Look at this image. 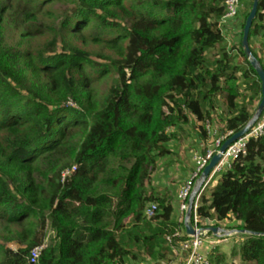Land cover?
I'll return each instance as SVG.
<instances>
[{
	"label": "trees",
	"instance_id": "1",
	"mask_svg": "<svg viewBox=\"0 0 264 264\" xmlns=\"http://www.w3.org/2000/svg\"><path fill=\"white\" fill-rule=\"evenodd\" d=\"M44 1L0 0V25L5 16L24 28V39L44 29L51 36L33 51L6 43L0 30V220L36 222L22 233L31 235L25 248H0V264H31L29 250L42 244L46 225L53 236L35 264L138 263L139 255L145 264H166L173 251L165 236L183 223L170 192L148 184L158 160L173 153V128L194 118L200 143L206 120L219 131H238L261 99L260 79L240 39L235 53L224 45L223 0H73L57 34L38 16ZM64 30L90 32L117 57L101 62L73 45L57 51ZM248 42L264 67V0ZM105 74L113 80L98 101L90 80ZM219 93L225 116L213 106ZM149 202L157 208L147 217ZM197 212L244 230L230 248L237 264H264V130L201 194ZM226 252L215 246L209 264H228Z\"/></svg>",
	"mask_w": 264,
	"mask_h": 264
},
{
	"label": "rangeland",
	"instance_id": "2",
	"mask_svg": "<svg viewBox=\"0 0 264 264\" xmlns=\"http://www.w3.org/2000/svg\"><path fill=\"white\" fill-rule=\"evenodd\" d=\"M243 6L238 11V18H236V21L234 23L235 30L232 32L225 31L224 34V45L229 48L230 50L237 51L238 41L241 38L238 37V34L240 31H242V28L240 27L242 21L244 12L248 8V0H242ZM73 0H45L42 6L39 5L38 10V16L41 18L42 21L45 23H48L49 25H54L56 28V34L58 31H61L60 28V22L62 21V17L64 13L69 9V7L72 5ZM54 29V28H53ZM0 30L3 33L5 42L8 44H16L17 42H21V46L23 48H28L30 50L35 51L36 49H39V47H44V44L46 41L51 37L50 31L47 29L42 30L43 32L38 35H31L28 38H22L21 31H24V28H19V31L12 27V24L6 19L5 16H3V20L1 21ZM90 32H86L85 36L82 34H73L68 32L67 30H64L62 33H59L60 35L57 38L56 42V49L57 51H62L63 48H67L70 45L78 46L81 48H84L90 52V56L92 59L99 60L101 62L104 61H110L111 59L117 57L115 51L113 49L106 48L101 43H95L91 39V34H88ZM55 34V35H56ZM53 35V34H51ZM63 35V36H62ZM242 37V36H241ZM208 57H215L214 51L207 52ZM241 66L246 67V64L244 61H241ZM113 80V76L110 74H105L103 76L94 78L90 80V88L93 89L94 96L98 101H101L103 96L106 95L109 85L111 84ZM213 106L217 108L220 112H222V115H226V106H225V100L223 94L219 93L215 97V101L213 102ZM257 107V106H256ZM255 108V105H250L249 109L252 111ZM256 109V108H255ZM255 111V110H254ZM201 122L195 120L194 118L190 119L189 123L181 124L173 130L177 132V136L175 139L171 140L168 144V147L171 148V150L175 151L173 155L168 154L162 159L158 160L159 163V169L154 173L153 179L151 184H148V188L152 190L155 193L163 194L165 190H168L171 194V199H175L174 195L176 192V189L180 187V185L183 183V178L181 175L185 172L186 168L188 166L183 165V163H186L192 161V154L193 152L201 147V143L198 140L200 137V131H201ZM202 142L205 143V139H202ZM191 149L190 159H187V157H184L187 152ZM183 162V163H182ZM118 163L117 160H114L112 163L114 166H116ZM73 165V164H72ZM164 169L168 172V175L164 177V174H162V169ZM71 167V165L65 166L64 168ZM63 168V169H64ZM158 171H160V174L158 176ZM177 187V188H176ZM174 204V211H176V200H173ZM205 221V220H204ZM214 222V221H212ZM230 225H226L224 223H216L220 227H224L226 229H235L236 232L233 233L230 236H224L222 238V242L219 243V249L220 251H227V261L228 264H237L238 258L237 257H231L230 256V248L232 247L233 243L240 242L244 237V232H241L238 227H236V222L230 221ZM204 223H207L205 221ZM215 224V223H214ZM233 224V225H232ZM36 222L34 220H31L29 222H24L21 224H7L6 222L0 220V248H11L14 251L20 250L21 248H25L27 242L31 239V235L27 237H24L22 235L23 231H30L31 227H35ZM208 225V224H205ZM43 242L42 245H47V243L50 242V238H52L53 233L51 232L48 225L43 229ZM173 251V250H172ZM171 261H169L166 264H174V260L176 258L175 252L173 251V254L171 255ZM138 263H135L134 261L131 262L130 259H126V264H145V262H149L144 260L143 256L139 255ZM180 264V263H179Z\"/></svg>",
	"mask_w": 264,
	"mask_h": 264
},
{
	"label": "built area",
	"instance_id": "3",
	"mask_svg": "<svg viewBox=\"0 0 264 264\" xmlns=\"http://www.w3.org/2000/svg\"><path fill=\"white\" fill-rule=\"evenodd\" d=\"M224 11L218 20V27L224 33L225 31L232 32L235 30L234 23L237 18V13L242 7L241 0H223ZM264 61V59H263ZM206 130L205 143H201L200 148L196 149L192 154L193 167L189 176L183 181L177 190L176 194V210L178 213V221L183 223L184 215L189 204V195L194 187L196 180L199 178L203 168L209 162L211 157L219 153V148L223 141L228 138L233 132L219 131L210 120L204 123ZM264 130V118L257 121L250 127L249 131L230 143L228 147L220 152V158L214 167L210 170L201 187L199 188L193 200L190 222L194 227L193 234H187L184 225L176 227L173 232L165 236V240L170 244L171 249L175 252L176 258L174 264H209V254L211 250L221 243L225 236L223 233L213 234L210 227L216 226L217 220H205L200 217L197 212V207L201 194L207 187L212 185L220 173L232 166V162L240 155L246 152V143L250 136H257ZM76 169V165L62 169L61 179L64 180L70 176ZM157 208V203L149 202L144 209L147 217L153 215ZM214 221V222H212ZM215 223V224H214ZM208 224V225H205ZM226 229V228H225ZM230 230V229H226ZM233 233H231L232 235ZM230 236V235H228ZM44 245H36L29 250V262L35 264L41 255Z\"/></svg>",
	"mask_w": 264,
	"mask_h": 264
},
{
	"label": "water",
	"instance_id": "4",
	"mask_svg": "<svg viewBox=\"0 0 264 264\" xmlns=\"http://www.w3.org/2000/svg\"><path fill=\"white\" fill-rule=\"evenodd\" d=\"M257 6H258V0H253L251 9L248 15L246 16L244 26L242 28V37H241L240 43H241L245 56L249 60L250 65L255 69L260 79L261 99L257 105L256 110L253 112L251 118L245 123V125L242 128H240L238 131L232 133L228 138H226L223 141V143L221 144L219 148L220 152H223L230 143L234 142L239 137L245 135L249 131L250 127L257 121V119L259 118V116L261 115L264 109V67L259 61V59L253 54L249 46V42H248L249 30L252 25L253 19L256 16ZM220 152L214 154L209 160V162L205 165V167L203 168L199 178L196 180L194 187L189 195V204H188V207L185 212L184 219H183L184 229L187 234H193L195 232L194 227L190 222V214H191L193 200L199 188L201 187L202 183L204 182L205 178L208 176L210 170L214 167V165L219 160ZM210 230L212 231L213 234L220 232V233H223L225 236L231 235V233L236 232L235 229L226 230L224 227H220L218 225L210 227ZM242 232H244V230Z\"/></svg>",
	"mask_w": 264,
	"mask_h": 264
},
{
	"label": "crops",
	"instance_id": "5",
	"mask_svg": "<svg viewBox=\"0 0 264 264\" xmlns=\"http://www.w3.org/2000/svg\"><path fill=\"white\" fill-rule=\"evenodd\" d=\"M198 149V148H197ZM175 153V151H173V153L171 154V155H173ZM190 154H192L191 153V149L187 152V154L184 156V157H187V159H190ZM183 163V162H182ZM183 165H185V166H188L187 168H186V170H185V172L183 173V175H181V177L183 178V180H185L188 176H189V173L191 172V170H192V167H193V161H190L189 160V162L187 161L186 163H183ZM158 170H160V169H158ZM162 174H164V177H166L167 175H168V172L164 169V166H163V169H162ZM159 175H161L160 174V171H158V176ZM177 188V187H176ZM177 190H178V188L176 189V192H175V195H174V198L176 199V194H177ZM175 199H173V200H175ZM175 216H176V218H177V220H178V213H177V210L175 211Z\"/></svg>",
	"mask_w": 264,
	"mask_h": 264
}]
</instances>
